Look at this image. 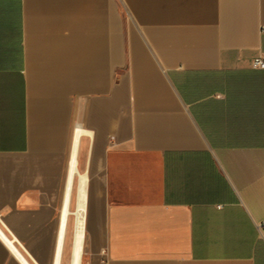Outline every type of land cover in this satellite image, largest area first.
Segmentation results:
<instances>
[{
    "label": "crops",
    "instance_id": "1",
    "mask_svg": "<svg viewBox=\"0 0 264 264\" xmlns=\"http://www.w3.org/2000/svg\"><path fill=\"white\" fill-rule=\"evenodd\" d=\"M264 0H0V264H264ZM70 203L67 205L70 211Z\"/></svg>",
    "mask_w": 264,
    "mask_h": 264
},
{
    "label": "bare ground",
    "instance_id": "2",
    "mask_svg": "<svg viewBox=\"0 0 264 264\" xmlns=\"http://www.w3.org/2000/svg\"><path fill=\"white\" fill-rule=\"evenodd\" d=\"M83 134L82 130L77 129L74 135V148L71 155L70 167H69V185L70 188L71 181L73 178L76 180V188H75V197H76V211H75V226H74V235L71 247V264H80V258L82 255L81 246L83 241V230H84V219H85V204H86V183L87 178L86 175L80 173L76 167V146L78 141ZM65 206L63 210V222L70 211L68 210L67 205L71 201V197L69 196V192L66 193L65 198Z\"/></svg>",
    "mask_w": 264,
    "mask_h": 264
},
{
    "label": "rangeland",
    "instance_id": "3",
    "mask_svg": "<svg viewBox=\"0 0 264 264\" xmlns=\"http://www.w3.org/2000/svg\"><path fill=\"white\" fill-rule=\"evenodd\" d=\"M76 180L74 181V188L72 194V200L70 205V216H69V228H68V244L67 249L71 253L74 226H75V211H76V197L75 188ZM87 185V183H86ZM102 229V213L98 204L95 203L94 197L89 196L88 187L86 186V204H85V219H84V232H83V251L85 249L86 242L89 238L94 237L97 239Z\"/></svg>",
    "mask_w": 264,
    "mask_h": 264
},
{
    "label": "built area",
    "instance_id": "4",
    "mask_svg": "<svg viewBox=\"0 0 264 264\" xmlns=\"http://www.w3.org/2000/svg\"><path fill=\"white\" fill-rule=\"evenodd\" d=\"M252 69L256 70H264V60L262 58H257L252 61ZM264 227V223H263ZM99 264H105V262L102 260Z\"/></svg>",
    "mask_w": 264,
    "mask_h": 264
}]
</instances>
